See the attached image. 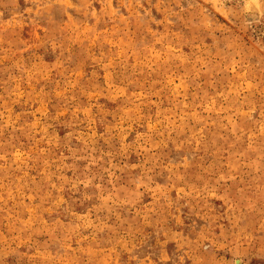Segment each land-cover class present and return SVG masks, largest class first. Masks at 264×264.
<instances>
[{
  "label": "rangeland",
  "instance_id": "rangeland-1",
  "mask_svg": "<svg viewBox=\"0 0 264 264\" xmlns=\"http://www.w3.org/2000/svg\"><path fill=\"white\" fill-rule=\"evenodd\" d=\"M0 264H264V0H0Z\"/></svg>",
  "mask_w": 264,
  "mask_h": 264
}]
</instances>
